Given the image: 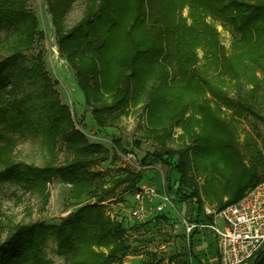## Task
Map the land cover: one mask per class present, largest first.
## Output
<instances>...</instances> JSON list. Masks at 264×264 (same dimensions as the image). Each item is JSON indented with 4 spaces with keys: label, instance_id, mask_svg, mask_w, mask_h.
<instances>
[{
    "label": "trees",
    "instance_id": "trees-1",
    "mask_svg": "<svg viewBox=\"0 0 264 264\" xmlns=\"http://www.w3.org/2000/svg\"><path fill=\"white\" fill-rule=\"evenodd\" d=\"M28 1L0 0V186L14 184L47 195V182L58 177L71 185L72 198L93 201L55 223L11 225L0 234V264H51L45 252L49 240L63 264H123L131 248L127 229L105 212L103 202L116 199L119 190L132 194L141 171L119 167L106 178L91 169L109 150L89 142L75 127L42 53H25L40 34ZM87 1L91 6L70 27L64 23L69 0L46 3L58 50L74 71L97 128L117 124L131 106L145 101L149 126L144 137L153 138L158 148L145 153L139 164L169 166L166 191L194 203L192 221L212 219L205 202L219 211L263 181L264 153L256 140L262 134L255 131L240 141L234 122L251 118L264 123V0H98L95 9L96 0ZM216 20L231 33L230 51L220 41ZM165 61L174 68L172 77L163 69ZM228 81L238 88L234 97L227 92ZM222 107L231 119L222 115ZM175 127L183 133L180 144L171 146ZM27 132L40 136L46 158L41 166L11 159V148ZM113 143L122 150L119 138ZM61 148L69 156L57 163ZM189 241L184 253L167 261L152 254L139 264H190L194 241L215 244L211 234L199 229ZM263 261L264 248L248 264Z\"/></svg>",
    "mask_w": 264,
    "mask_h": 264
},
{
    "label": "rangeland",
    "instance_id": "rangeland-1",
    "mask_svg": "<svg viewBox=\"0 0 264 264\" xmlns=\"http://www.w3.org/2000/svg\"><path fill=\"white\" fill-rule=\"evenodd\" d=\"M98 4L99 1L96 0L93 9ZM88 6H91V4L87 0H69L64 14L65 25L70 27L77 22ZM26 7L35 12L40 34H37L34 43L25 53L27 56L37 52L42 53L44 67L54 83V88L61 103L69 107L75 127L84 134L89 142L99 143L109 150L106 159L92 166L91 169L102 171L106 178L119 167L140 170L142 178L138 184L154 183L159 185L162 183L166 187L165 176L169 168L167 164L163 162L144 166L139 164L145 153L158 148V144L153 138L146 139L144 137L149 126L148 112L143 107L145 101L141 100L137 105L131 106L129 112L122 115L117 124L101 129L97 128L91 117L90 107L85 104L83 94L77 85L74 71L58 50L57 36L46 0H30L26 3ZM182 14L184 16L188 14L187 7L183 8ZM187 21L189 22L190 18ZM214 23L220 33L221 43L226 50L230 51L232 48L231 33L224 29L218 20ZM197 51L201 57L202 49L198 48ZM163 66V69L168 73V77H172L174 68L167 61L163 62ZM258 75L263 77V73L260 71H258ZM155 79L149 81L147 88H150V84L152 85ZM262 85H264V82H262ZM246 87L244 83L241 85V89ZM226 88L230 96L234 97L236 95L238 88L233 81H228ZM211 104H213V101ZM222 115L231 119V112L224 107H222ZM234 123L240 141H243L247 135H254L255 131H259L262 137L256 139L257 145L264 153V123L251 118H239ZM182 133L180 127L173 129L171 146L180 144ZM116 138L120 139L122 150L114 145L113 140ZM10 152L12 153L11 159L27 165L41 166L46 160L40 136H33L29 132L19 138ZM113 155L116 157L115 160H112ZM129 155H131L130 158ZM67 156H69L68 153L61 148L58 151L57 163H63ZM198 179L202 182L203 175L200 174ZM46 189L47 195H40L36 191H29L14 184L0 186V234L2 236L8 232L11 225L19 221L55 223L80 205L93 201V199L86 196L79 199L72 198L70 194L71 185L63 182L58 177L50 179L46 184ZM120 191L116 199L111 198L103 203L105 204V212L115 219L121 220L127 229L126 236L131 248L129 253L123 257V264H139L152 254L167 261L170 256L186 251L187 246L181 218H190L195 213V206L192 201L188 199L179 200L173 193H170L174 209L154 215L146 221H136L128 216L132 206L131 194L121 193ZM45 195L46 198L43 197ZM212 206L205 202L204 211L206 207L213 209ZM197 245L201 247L200 243ZM193 251L195 256L192 257L194 259L192 260L193 264H200L199 260L202 261L201 264L208 263L209 260L206 258V254L199 253V249ZM45 252L51 264H63V257L55 252L53 241L49 240L47 242ZM207 252H210V250L208 249ZM169 264H176V262L173 260Z\"/></svg>",
    "mask_w": 264,
    "mask_h": 264
},
{
    "label": "built area",
    "instance_id": "built-area-1",
    "mask_svg": "<svg viewBox=\"0 0 264 264\" xmlns=\"http://www.w3.org/2000/svg\"><path fill=\"white\" fill-rule=\"evenodd\" d=\"M131 196L128 216L136 221H146L174 209L171 196L162 183L138 184ZM205 213L211 214L212 219L192 221L189 217L181 218L187 248L194 229L213 236L218 264H248L264 248V180L221 210L206 207ZM192 260L189 256L190 264H193Z\"/></svg>",
    "mask_w": 264,
    "mask_h": 264
},
{
    "label": "crops",
    "instance_id": "crops-1",
    "mask_svg": "<svg viewBox=\"0 0 264 264\" xmlns=\"http://www.w3.org/2000/svg\"><path fill=\"white\" fill-rule=\"evenodd\" d=\"M199 243H200L201 247L199 245H197ZM192 245H193L192 246L193 250L199 249L200 250L199 253L206 254V258H208V260H209L207 264H218L217 263V256H216V252H215V244H213L212 247H207V246L201 244V242L194 241V243ZM208 249L210 250V252H207ZM198 258H200V257L198 256ZM198 262L200 264L202 263L201 260H199ZM262 264H264V261L262 262Z\"/></svg>",
    "mask_w": 264,
    "mask_h": 264
}]
</instances>
